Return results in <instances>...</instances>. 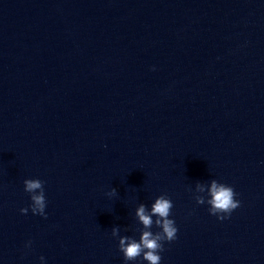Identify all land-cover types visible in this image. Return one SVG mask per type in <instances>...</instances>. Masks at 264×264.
<instances>
[{"label":"clouds","instance_id":"clouds-1","mask_svg":"<svg viewBox=\"0 0 264 264\" xmlns=\"http://www.w3.org/2000/svg\"><path fill=\"white\" fill-rule=\"evenodd\" d=\"M24 190L30 194L32 201L31 211L34 215H40L46 218L45 207L46 198L44 194L43 181L39 179L24 180ZM207 188V196L210 197L205 200L203 195L195 196L197 204L210 205L209 213L217 216L219 220L227 219L232 211L240 207V201L235 199L236 192L234 189L226 184L219 183L216 180H211L208 185L197 184V190L204 192ZM109 196L116 194V189L113 188ZM173 203L166 195H160L152 203L150 210L144 205L140 204L136 209V217L139 223L143 226L140 230L141 235L139 241L129 236H120V229L114 227L112 229V236L119 238V251L123 254L125 262L135 261L138 257H142L148 264H160V252L163 251V242H171L176 239L177 227L175 221L170 219ZM22 214L28 212V208L20 209ZM156 217L153 220V217ZM155 224L160 231L153 233L151 228ZM30 246V242H29ZM41 262L44 257H40Z\"/></svg>","mask_w":264,"mask_h":264}]
</instances>
